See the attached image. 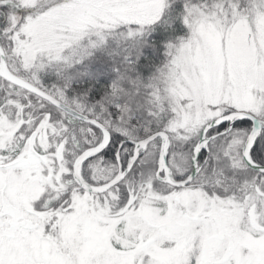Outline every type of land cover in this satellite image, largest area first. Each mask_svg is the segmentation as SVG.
<instances>
[{
  "label": "snow or ice",
  "instance_id": "1",
  "mask_svg": "<svg viewBox=\"0 0 264 264\" xmlns=\"http://www.w3.org/2000/svg\"><path fill=\"white\" fill-rule=\"evenodd\" d=\"M0 264H264V0H0Z\"/></svg>",
  "mask_w": 264,
  "mask_h": 264
}]
</instances>
